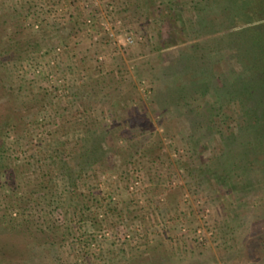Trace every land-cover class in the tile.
<instances>
[{
	"label": "rangeland",
	"instance_id": "obj_1",
	"mask_svg": "<svg viewBox=\"0 0 264 264\" xmlns=\"http://www.w3.org/2000/svg\"><path fill=\"white\" fill-rule=\"evenodd\" d=\"M234 3L0 0V264H264V0Z\"/></svg>",
	"mask_w": 264,
	"mask_h": 264
},
{
	"label": "trees",
	"instance_id": "obj_2",
	"mask_svg": "<svg viewBox=\"0 0 264 264\" xmlns=\"http://www.w3.org/2000/svg\"><path fill=\"white\" fill-rule=\"evenodd\" d=\"M259 1H261V0H259ZM234 4H236V3H234V0H227L226 10L231 11L232 8L234 9V7H233ZM238 4H240V6H241V3H238ZM261 6H262V3L260 2L258 8L252 7V10L249 12L248 15H252V14L256 15V11L259 8H261ZM236 8H238V7H236ZM242 8L247 9V11H249V7L244 5V4L242 5ZM259 28L262 30V32H260V36L256 37V40H258L260 42V44H262L264 46V24L260 25ZM244 32H242V33H244ZM249 35H250V33H249ZM240 81H241L242 88H244V83H245L244 80L243 81L240 80ZM254 83L256 84V86H259L260 89L264 88V80H256V81H254ZM248 95H249V100L251 101V104H253V106H251V112L255 116H257L258 118H261L262 121H264V110H263L264 109V102H263L264 99H260V97L252 95V94H248ZM92 140H93V138H91L89 141H92ZM86 150H87L86 154L89 156L90 155H97V152H98V149L96 150L95 146H90ZM134 264H156V263L153 259H151V260L147 259V261H145V262L136 261V262H134Z\"/></svg>",
	"mask_w": 264,
	"mask_h": 264
},
{
	"label": "built area",
	"instance_id": "obj_3",
	"mask_svg": "<svg viewBox=\"0 0 264 264\" xmlns=\"http://www.w3.org/2000/svg\"><path fill=\"white\" fill-rule=\"evenodd\" d=\"M127 40H128L129 43H132L133 42V39L130 36L127 38Z\"/></svg>",
	"mask_w": 264,
	"mask_h": 264
}]
</instances>
